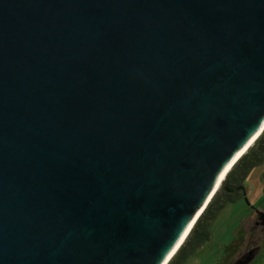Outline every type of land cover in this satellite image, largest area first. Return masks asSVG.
<instances>
[{"label":"water","instance_id":"obj_1","mask_svg":"<svg viewBox=\"0 0 264 264\" xmlns=\"http://www.w3.org/2000/svg\"><path fill=\"white\" fill-rule=\"evenodd\" d=\"M263 129L264 0H0V264H165Z\"/></svg>","mask_w":264,"mask_h":264},{"label":"rangeland","instance_id":"obj_2","mask_svg":"<svg viewBox=\"0 0 264 264\" xmlns=\"http://www.w3.org/2000/svg\"><path fill=\"white\" fill-rule=\"evenodd\" d=\"M262 174H264V167L257 166L253 168L248 174L244 185L246 183V185H251L252 188L258 190L260 185H264ZM227 179L228 177L218 189L219 193H222ZM260 205L261 204L255 201L253 195L247 196V199H242L235 203H227L210 224L209 240L203 243L193 255L188 258L191 259H187L188 261L186 260L187 262L185 264H223L224 261L229 258L230 250L227 248L232 241L239 240L240 243L243 242V239H240L243 236L242 232L238 233V236L234 234L241 228L243 218L254 213V208L262 207ZM260 235H262V239L260 238V243H262L261 255L251 264H264V232L260 233ZM255 239H257V237L251 240L255 241Z\"/></svg>","mask_w":264,"mask_h":264},{"label":"trees","instance_id":"obj_3","mask_svg":"<svg viewBox=\"0 0 264 264\" xmlns=\"http://www.w3.org/2000/svg\"><path fill=\"white\" fill-rule=\"evenodd\" d=\"M264 164V131L254 145L238 160L227 177L234 174V183L245 182L250 171ZM226 177V178H227ZM226 180V179H225ZM238 198L218 191L212 201L198 219L190 234L168 264H184L193 253L210 238V224L227 203L235 202Z\"/></svg>","mask_w":264,"mask_h":264},{"label":"crops","instance_id":"obj_4","mask_svg":"<svg viewBox=\"0 0 264 264\" xmlns=\"http://www.w3.org/2000/svg\"><path fill=\"white\" fill-rule=\"evenodd\" d=\"M260 167H264V164L260 165ZM262 178L264 180V174H262ZM244 188L245 197L242 199H247V196L253 195L255 201L258 204H261L260 206L262 207L254 208V213H251L243 218L241 222V228L234 233L235 236H238V233L242 232L243 236L240 239H243V242L240 243L239 240L232 241V243L227 248L228 250H230L229 258L226 259L223 264H251L261 255L262 243H260V238L262 237V235L258 234L257 232H255V234L253 235L254 229H252V225L253 221L256 219V216L261 212H264V185H260L259 189L255 190L251 187V185H246L245 183ZM242 199H238L235 202H238ZM256 237L257 239H255V241L251 240Z\"/></svg>","mask_w":264,"mask_h":264},{"label":"flooded vegetation","instance_id":"obj_5","mask_svg":"<svg viewBox=\"0 0 264 264\" xmlns=\"http://www.w3.org/2000/svg\"><path fill=\"white\" fill-rule=\"evenodd\" d=\"M234 177L235 175L231 174V176L227 179V182L222 190V194H229L238 199H242L245 197V185L244 183H234ZM252 229H254L253 235L255 232L258 234L264 232V212H261L256 216V219L253 221Z\"/></svg>","mask_w":264,"mask_h":264},{"label":"bare ground","instance_id":"obj_6","mask_svg":"<svg viewBox=\"0 0 264 264\" xmlns=\"http://www.w3.org/2000/svg\"><path fill=\"white\" fill-rule=\"evenodd\" d=\"M263 131H264V129H263ZM263 131L261 132V133H259L258 135H256L254 138H253V140L250 142V144L238 155V157L236 158V160L233 162V163H231L228 167H227V169L225 170V172L223 173V175L221 176V179H220V182H219V184H218V189L220 188V186L222 185V183H223V181L226 179V177H227V175H228V173L232 170V168H233V166L236 164V162L248 151V149L255 143V141L259 138V136L263 133ZM218 189H217V191H218ZM198 220V219H197ZM196 222V221H195ZM193 224H196V223H193ZM193 227H194V225H192L190 228H189V231H187V233L185 234V236H184V239H183V241H182V243H181V245H180V247L182 246V244L184 243V241L186 240V238L188 237V235L190 234V232H191V230L193 229ZM179 247V248H180ZM179 248L178 249H176L177 251L179 250ZM175 250V253H173L171 256H170V258H169V260L165 263V264H168L169 262H170V260L172 259V257H174V255L176 254V251Z\"/></svg>","mask_w":264,"mask_h":264}]
</instances>
